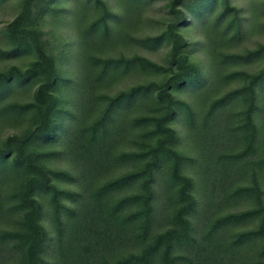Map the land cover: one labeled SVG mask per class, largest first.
I'll return each instance as SVG.
<instances>
[{
  "label": "trees",
  "instance_id": "1",
  "mask_svg": "<svg viewBox=\"0 0 264 264\" xmlns=\"http://www.w3.org/2000/svg\"><path fill=\"white\" fill-rule=\"evenodd\" d=\"M95 1L103 7L104 12L90 30L100 27L104 35H109L111 29L107 20L111 13L102 0ZM217 1L197 0L192 5L185 4L184 0H172L169 3L171 14L176 19L163 33L145 40L153 46L164 42L169 44V64L166 68L139 55L99 61L101 73L91 81L93 87L98 82H104L107 75L118 69L143 68L155 74L168 71L170 74L166 75L164 81H149L103 97L106 100L104 109L83 132L89 146L98 148L99 151L107 150L108 154L113 135L122 138L131 130L125 131L118 122V117L121 118L126 114L125 111L128 112L142 98H148L154 105L149 113L138 116L130 126L135 129V132L133 129L131 131L136 133L137 148L122 152L115 158L132 165L131 170L97 185L96 188L91 189L88 185L86 188L90 191L86 188L76 190L60 187V181H74V174L46 165V159L56 152H44L35 146L29 147L33 140L44 142L54 139L60 128L65 126L66 119H63V110L56 106L58 99L55 94L58 86L65 83V79L57 70L53 54L48 53L37 42L24 40L18 35L24 14L9 23L6 33L12 40V46L4 50V55L14 57L35 53L37 60L26 70L13 68L0 73V97L12 83L20 84L45 75L41 77L35 91L34 102L7 106L10 111L24 112L33 109L40 121L39 125L28 136L22 138L11 135L3 146L0 145V172L6 163H11L10 166L15 172L24 175L22 183L11 195L16 201L13 209L21 213L20 226L16 230H7L0 234V241L11 243L12 249L18 255L14 264H59L43 258L49 236L42 223L44 205L38 197L44 195L51 209L63 264H234L237 258L239 261L243 259L242 250L251 240L258 242L259 252L253 258H247L249 262L243 260L242 263L264 264V200L263 191L259 190V182L255 181L251 187L238 186L232 191L226 186V179L230 175L229 168L239 167L256 142L258 128L253 111L257 108L258 88L264 85V69L256 75L248 76V79L245 78L243 86L215 100L208 110L207 116L211 117L218 109L231 102L238 99L243 101L244 116L238 129L240 138L247 145L239 152L225 156L222 167L218 168L219 177L214 180L212 191L209 184L203 185L202 193L207 195L204 198L205 203H200L195 180L184 170L185 165L192 161L191 158L175 148L179 137L172 126L173 121L180 111L193 119L194 111L174 91L204 88L209 83V77L204 74L201 65L190 60V44L179 30L193 15L205 19L207 11ZM221 2L224 12L220 17L233 11L230 25L237 23V30H241L238 8L232 6L229 0ZM263 53L264 45L244 54L226 55L223 61H250ZM210 77L212 80L215 78V71H212ZM227 140L229 139L223 141ZM209 146L210 152L203 150L205 159L211 153L214 155L211 143ZM11 156L13 158L9 160ZM98 158L106 160L102 153ZM94 159L96 162H92L89 172L97 169L98 162L96 157ZM210 163L213 167L215 162L212 160ZM231 171L230 169V173ZM163 175H166L170 188L167 196L171 197L168 202L172 212L169 226L157 233L155 228L159 216V195L156 185ZM216 181L219 183L215 184ZM249 193H254L257 197L258 205L255 208L228 212L212 218L210 223L204 224L203 230L194 226L200 208L203 207L206 211L211 200L219 201L221 198L228 202ZM250 220H259L256 229L227 235L232 226Z\"/></svg>",
  "mask_w": 264,
  "mask_h": 264
},
{
  "label": "rangeland",
  "instance_id": "2",
  "mask_svg": "<svg viewBox=\"0 0 264 264\" xmlns=\"http://www.w3.org/2000/svg\"><path fill=\"white\" fill-rule=\"evenodd\" d=\"M102 1L111 13L107 20L111 29L109 35H104L100 27L97 30H90L104 12L103 7L95 0H0V73L13 68L26 70L37 60L35 53L14 57L3 53L12 46V40L6 33L9 23L24 14L18 35L24 40L37 42L48 53L53 54L57 70L65 79V83H61L55 92L58 99L56 106L63 110L65 126L60 128L54 139L44 142L33 140L29 146H35L44 152H56L46 159V165L74 174V181L58 182L62 188L85 190L88 185L91 189L96 188L97 185L131 170L132 165L115 158L122 152L137 148L136 133L133 134L131 131L133 129L135 132V129L130 126L138 116L152 110L154 104L148 98H142L128 112L125 111L126 114L121 118L118 117V122L125 131L131 130L122 138L113 135L114 139L109 142V154L107 150L99 151L98 148L89 146L83 129L101 114L106 102L104 96L114 95L149 81H164L166 75L170 74L169 71L155 74L143 68L118 69L107 75L104 82H98V85L93 87L91 81L100 75L99 61L103 59L139 55L164 65L163 67L168 66L169 44L164 42L153 46L145 40L163 33L176 19L169 8L172 0ZM196 1L184 0L185 4L190 5ZM229 2L239 10L241 30H237V23L230 25L234 16L233 11L220 17L224 12L221 0L207 11L205 19L193 15L179 30L190 44L188 48L190 60L200 64L204 74L209 77V83L204 88L174 91L181 100L188 102L194 111L193 119L180 111L172 126L179 137L175 148L192 160L185 165L184 170L195 180L200 203H205L204 198L207 197L203 195L204 192L202 193L203 185L209 184L212 191L214 180L219 177L218 168L222 167L225 156L235 154L247 145V142L240 138L238 129L244 116L243 101L240 99L233 101L218 109L211 117L207 116L208 110L215 100L243 86L245 78L248 79V76L256 75L264 69V53L250 61H223L226 55L244 54L264 45V0ZM212 71H215L213 80L210 77ZM41 77L20 84L12 83L7 92L0 97V145L3 146L11 135L22 138L28 136L32 129L39 125L40 121L33 109L24 112L10 111L7 106L34 102L35 91ZM256 105L257 108L253 111L258 128L255 145L239 167L229 168L230 175L226 179V186L232 191L238 186L251 187L257 181L260 185L259 190L263 191L264 200V85L258 88ZM225 139L229 140L223 141ZM210 143L214 155L211 153V156L205 159L203 150L210 152L208 150ZM100 153L104 155L106 162L98 158ZM95 157L98 162L97 169L89 172L92 162H96ZM12 158L11 156L9 160ZM212 160L215 162L213 167L210 163ZM10 165L11 163H6L0 172V234L3 231L16 230L20 226L21 213L13 209L16 201L11 195L22 183L24 175H19ZM159 179L156 185L159 195L157 204L159 216L155 228L157 233L169 226V216L172 212L168 202L171 197L167 196V190L170 188L166 175ZM86 190L90 191L89 188ZM38 198L44 205L42 223L49 236L43 258L46 261L63 264L61 246L47 197L44 195ZM218 200H211L206 206V211L203 207L200 208V213L194 220L196 229L203 230L205 223H210L225 213L251 210L258 205L254 193L232 198L228 202L221 198ZM258 225L259 220H250L232 226L227 235L253 230ZM258 252V242L251 240L242 250L243 259L239 261L237 258L234 264H243V260L249 262L247 258H253ZM17 256L11 243L0 241V264H14Z\"/></svg>",
  "mask_w": 264,
  "mask_h": 264
}]
</instances>
